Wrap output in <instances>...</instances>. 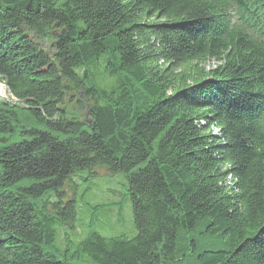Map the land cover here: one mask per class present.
I'll use <instances>...</instances> for the list:
<instances>
[{"label":"trees","instance_id":"obj_1","mask_svg":"<svg viewBox=\"0 0 264 264\" xmlns=\"http://www.w3.org/2000/svg\"><path fill=\"white\" fill-rule=\"evenodd\" d=\"M0 80V264H264V0H0Z\"/></svg>","mask_w":264,"mask_h":264},{"label":"rangeland","instance_id":"obj_2","mask_svg":"<svg viewBox=\"0 0 264 264\" xmlns=\"http://www.w3.org/2000/svg\"><path fill=\"white\" fill-rule=\"evenodd\" d=\"M0 101L19 105L17 100L9 93L2 80H0ZM95 171L97 172V176L95 177L89 176V172L84 171L83 173L84 176H86V179H81L74 189L78 208L83 202L98 205L121 201L123 218L121 225H118L117 223L121 214L113 208L107 212V215L99 213L97 217L98 222H96L94 226L105 237H112L120 234L132 236L135 233V230L132 224L131 203L129 198H126V190L124 187L126 184L125 178L122 177V174H106L103 168H95ZM70 186L72 185L68 183L64 187V191L68 196L70 195ZM80 216L81 219H84V215L81 214V211ZM78 222L79 225H74L73 233L70 232L71 239L74 240L83 236V227L86 223L83 222V224H81L82 221L79 220V217ZM193 239L196 241L197 248H209L211 246L210 240L205 239L202 234L197 235V233H194ZM62 241V233L60 232L58 243L61 244V246L63 245Z\"/></svg>","mask_w":264,"mask_h":264}]
</instances>
